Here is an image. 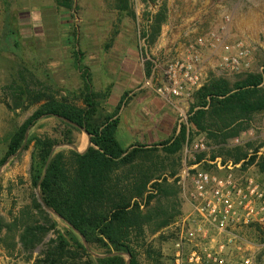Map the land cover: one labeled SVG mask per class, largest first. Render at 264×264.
Wrapping results in <instances>:
<instances>
[{"label": "rangeland", "instance_id": "obj_1", "mask_svg": "<svg viewBox=\"0 0 264 264\" xmlns=\"http://www.w3.org/2000/svg\"><path fill=\"white\" fill-rule=\"evenodd\" d=\"M211 32H216L221 42L245 41L253 53L252 71L262 68L264 0H75V8L70 11L58 7L55 0H0V158L5 155L16 128L38 107L33 104L23 109L16 104L13 90L8 86L14 81L21 82V76H25L33 87L38 84L41 90L82 105L83 70H87L93 90L102 95L98 100L103 117L114 112L122 95L129 92L126 104L120 110L121 122L116 131L120 144L127 148L131 143H140L141 133L147 130H138L134 119L135 109L146 105L144 101L137 103L140 94L150 90L143 86L144 80L152 75L155 82L161 79L173 56L197 50L201 55L205 82L212 76L234 82L241 75L220 67L221 44H198L200 37L206 38ZM149 63L151 72L147 74ZM149 93L146 102L154 101L146 108L145 118L139 114L140 125L148 119L151 122L155 117L164 118L171 132L168 137L176 127L179 129L184 123L189 126L194 98L185 102L175 98V103L170 104L155 91ZM63 130L64 125L57 117L45 116L28 129L27 138L46 133L61 138ZM73 135L74 143L59 142L55 151H86L89 136L79 128ZM200 138H204L208 146L201 152L212 158L216 147L209 146L205 136L199 135L194 142L188 143L190 151H186L185 145L182 166L185 160L189 161L193 154L199 153H192V146ZM228 142L230 148L224 150L225 154L231 151L236 154L238 146L247 144H252L250 151L257 147L264 152V112L256 114L249 126L243 127ZM32 149L33 142L17 156H9L0 166V213L10 224V228L2 233L0 264H33L41 249L40 246L29 260L18 242L24 222L38 217L31 207L32 200L37 198L41 202L40 188L32 184L30 177ZM6 166L8 169L17 167V175L7 178L3 171ZM245 173L261 178L255 166L248 167ZM181 195L183 217L189 213L190 205L183 192ZM43 207L57 222V230L66 232L68 224ZM242 233L253 244L250 251L257 261L264 264V231L254 226L244 228ZM161 234L165 238L161 243L164 253L174 255L179 225L174 224ZM55 236L56 232L51 231L47 240ZM89 249L94 259L102 255L90 245Z\"/></svg>", "mask_w": 264, "mask_h": 264}, {"label": "trees", "instance_id": "obj_2", "mask_svg": "<svg viewBox=\"0 0 264 264\" xmlns=\"http://www.w3.org/2000/svg\"><path fill=\"white\" fill-rule=\"evenodd\" d=\"M55 2L69 11L75 8V0ZM261 67L240 73L234 82L212 76L192 96L195 102L189 113V126L184 123L179 129L176 127L170 137L158 143L127 148L120 144L116 131L129 92L122 95L114 112L103 117L98 100L102 95L93 90L87 70H83L82 105L41 90L38 84L33 87L25 76H21V82H12L8 89L13 90L18 107H38L10 137L0 166L33 142L32 184L39 186L46 204L71 224L66 232L58 231L57 222L34 198L31 207L38 217L24 222L18 238L28 259H33V253L41 246L33 264H128L127 254L131 255L129 264H175L174 255L164 253L161 243L165 238L161 233L183 215L177 174L187 143L204 135L207 144L216 147L213 159L221 156L223 161L241 162L240 170L244 172L255 166L264 180V152L259 148L250 151L252 144H247L238 146L236 154L224 153L230 148L228 140L249 126L256 114L264 112V63ZM150 72L149 63L147 74ZM6 105L12 108L7 102ZM45 116H55L64 125L61 138L48 133L27 138L28 129ZM61 117L89 131L92 145L85 152L54 151L59 142H75L73 131L77 127ZM204 157L205 152L196 153L195 162ZM202 167L217 171L208 164ZM73 227L103 256L94 259ZM9 228L0 213V241ZM51 231L56 236L47 240Z\"/></svg>", "mask_w": 264, "mask_h": 264}, {"label": "built area", "instance_id": "obj_3", "mask_svg": "<svg viewBox=\"0 0 264 264\" xmlns=\"http://www.w3.org/2000/svg\"><path fill=\"white\" fill-rule=\"evenodd\" d=\"M207 42L221 44L222 69L229 73L253 70V53L245 41L221 42L211 32L198 39L199 45ZM204 82L201 55L192 49L169 59L161 79L155 82L153 75L146 77L143 86L166 101L177 98L185 102ZM185 149L190 151L188 143ZM192 149V153L201 152L208 146L200 138ZM195 160L194 154L185 160L177 175L190 211L176 222L180 234L175 242V264H260L242 230L258 226L264 231V180L244 174L241 162L223 161L222 157ZM203 164L217 171L205 169Z\"/></svg>", "mask_w": 264, "mask_h": 264}, {"label": "crops", "instance_id": "obj_4", "mask_svg": "<svg viewBox=\"0 0 264 264\" xmlns=\"http://www.w3.org/2000/svg\"><path fill=\"white\" fill-rule=\"evenodd\" d=\"M149 91H151L152 93L154 92L151 89ZM149 91L140 94L141 96H140L139 100L137 101V103L140 104V103H143L142 101H144V104H146V105L140 107L139 109H135V113H134L136 115V118H134V119L137 121L138 130H140L142 132V129H144V130L147 129L146 133L145 132L141 133L140 143H131L128 146H132L134 144H149V143L156 142L159 140H164V139L168 138L169 134L171 133L169 131L167 121L164 118H156L155 117L153 119L154 121H151V122L148 119L147 122L143 123V125H140L139 114L142 113L143 118H145L146 108L149 106V104L152 101H154L153 99H151V100H149L150 102H148V101L146 102V100L149 98V95H150ZM132 93L135 96L137 95L134 90ZM157 96L159 97V95H157ZM134 97L132 98L131 102L133 101ZM161 99H163V98H161ZM164 101L166 103L174 104L175 98H172L170 101H166V100H164ZM178 101H181V100L178 99ZM159 116H160V114H158V117ZM119 117H120V113H119ZM120 122H121V120H120ZM153 122H154L155 128L153 127ZM156 122L159 123V125H156L155 124ZM3 171H4V174L7 178H10V177L12 178L14 175H17L18 168L12 167V168L8 169V167L6 166ZM4 255L8 259V256H6V254H4Z\"/></svg>", "mask_w": 264, "mask_h": 264}, {"label": "water", "instance_id": "obj_5", "mask_svg": "<svg viewBox=\"0 0 264 264\" xmlns=\"http://www.w3.org/2000/svg\"><path fill=\"white\" fill-rule=\"evenodd\" d=\"M61 118H63L65 121L69 122L70 124L74 125L75 127L79 128V129H81V130H83V131L89 136V146L92 145L91 135H90L89 131L86 129L85 126L80 125L79 123L73 122L72 120H70V119H68V118H65V117H61ZM27 136H28V131H27ZM67 145L70 146V144H67ZM89 146H88V147H89ZM56 147H57V145L55 146V148H56ZM55 148H54V151H55ZM21 149H22V148H21ZM87 149H88V148H87ZM87 149H86V150H87ZM19 151H20V150H19ZM84 152H85V151H84ZM39 197H40V200H41V203H42L43 206L47 207V208H48L53 214H55L56 216H58L59 218H61L62 220H64L67 224L71 225V224H70L67 220H65V219H64L59 213H57L52 207H50V206H48V205L46 204V202H45V201L43 200V198H42V194H41V192H40V194H39ZM73 228H74V227H73ZM74 230L82 236L85 245L87 246V248H89V244H88V242L86 241L85 237H84V236H83V235H82L77 229L74 228ZM99 256H103V254H102V255H99ZM127 256H128V264H129V263H130L131 255H130V254H127Z\"/></svg>", "mask_w": 264, "mask_h": 264}]
</instances>
